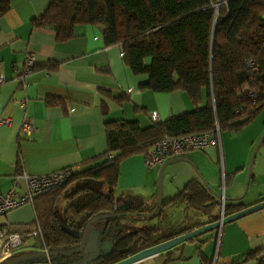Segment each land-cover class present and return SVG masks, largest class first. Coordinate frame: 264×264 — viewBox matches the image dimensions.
<instances>
[{
    "label": "crops",
    "instance_id": "0c3cea01",
    "mask_svg": "<svg viewBox=\"0 0 264 264\" xmlns=\"http://www.w3.org/2000/svg\"><path fill=\"white\" fill-rule=\"evenodd\" d=\"M9 2L0 17V75L4 77L0 83V192L11 187L16 175L43 176L69 167L77 172L97 163L106 151L107 122L135 121L145 128L152 124L149 113L155 112L162 123L194 109L183 91L141 89L147 75L133 74L118 46L105 45L102 27L75 25L73 37L58 41L53 29L32 24L51 0ZM27 52L34 53L35 66L22 82L17 74ZM23 116L32 121L33 131L28 135L19 134ZM3 119L9 121L3 123ZM262 135L264 111L239 130L221 132L216 145L166 164L161 172V203L169 201L190 180H202L221 203L238 204L237 211L264 201V139L249 166ZM144 161V155L138 154L119 164L113 197L122 211L147 213L156 207L163 164L147 168ZM16 191H24L23 182L19 181ZM66 205L64 200L63 207ZM165 207V218L173 217L169 212L179 208V225L164 236L175 237L185 226L193 230L209 223V216L188 208L185 202ZM222 211L221 205L214 211L217 219ZM131 217L120 221L123 227L133 223L128 219ZM161 217L150 218V224L156 225ZM1 221L6 226L34 225V201L8 211ZM34 244L16 254L42 249L39 241ZM255 251H264V209L136 264H232ZM54 260L25 264H56Z\"/></svg>",
    "mask_w": 264,
    "mask_h": 264
},
{
    "label": "trees",
    "instance_id": "16d2710c",
    "mask_svg": "<svg viewBox=\"0 0 264 264\" xmlns=\"http://www.w3.org/2000/svg\"><path fill=\"white\" fill-rule=\"evenodd\" d=\"M51 0L32 20L38 27L55 31L56 39L73 37L75 25L103 29L107 46H120L133 74L147 75L141 89L153 92L183 91L194 109L162 123L141 128L135 121L105 124L106 151L97 163L73 172L63 185L34 199L36 219L42 234L39 246L48 250L74 247L77 240L68 231L79 232L92 217L124 213L115 206L121 161L144 156L164 137H180L212 130L236 131L264 111V0ZM9 0H0V17ZM251 63L252 67L249 66ZM120 102V101H119ZM63 198V214L56 203ZM185 202L188 208L217 219L220 200L202 180H190L152 218L162 216L165 206ZM238 204L223 201V213L237 211ZM214 213V215H213ZM120 217L105 220V239L111 251L98 264H111L171 236H155L158 225L123 234ZM96 226V223L94 224ZM199 225V224H198ZM98 226V225H97ZM185 226L174 235L191 231ZM258 251L247 253L232 264L256 260ZM16 255V254H15ZM50 258V261L57 259ZM64 257L59 258V262Z\"/></svg>",
    "mask_w": 264,
    "mask_h": 264
},
{
    "label": "built area",
    "instance_id": "2783aa9c",
    "mask_svg": "<svg viewBox=\"0 0 264 264\" xmlns=\"http://www.w3.org/2000/svg\"><path fill=\"white\" fill-rule=\"evenodd\" d=\"M120 52L121 47L118 46ZM35 66L34 53L27 52L23 61V67L17 74L20 81H24L29 72ZM249 66L252 67L251 63ZM4 77L0 75V83ZM148 118L152 123H158V116L155 112L149 113ZM9 119H3L7 123ZM33 131L32 121L23 116L20 124L19 134L28 135ZM220 130L217 125L212 130L189 134L180 137H164L159 140L144 156L147 168L158 167L169 158H185L193 151H202L207 147L216 145L219 140ZM71 167L59 169L43 176H30L25 173L13 177L11 187L0 192V262L14 256L23 245V241L28 237H36L42 241V234L37 223L30 226H6L1 221L3 215L26 203H33L34 199L48 191L55 189L66 183L72 176ZM19 181L23 182L24 191L18 193L16 187ZM223 210V201L221 211ZM42 250L48 249L43 247ZM257 258L264 260V251H261Z\"/></svg>",
    "mask_w": 264,
    "mask_h": 264
},
{
    "label": "water",
    "instance_id": "95a60500",
    "mask_svg": "<svg viewBox=\"0 0 264 264\" xmlns=\"http://www.w3.org/2000/svg\"><path fill=\"white\" fill-rule=\"evenodd\" d=\"M218 4H219V0L217 1L215 5L216 8ZM262 139H264V135L261 136V138L259 139V141L257 142V144L255 145L253 149L251 159L249 162V166L253 158V155L256 149L258 148ZM179 160H182V159L181 158L172 159L170 161L165 162L161 166L159 170V174H158V181H157L158 200H157L156 207L151 212L149 213H144V212L105 213V214L96 215L92 217L91 219H89L79 232L68 231V234L77 240V244L74 247L69 248V249H63V250L44 251L41 249V250H33V251L18 253L12 256L11 258L0 262V264H25L27 261L37 259V258L50 259V258H56V257H64L65 259L69 256H75L76 259L74 261L63 259V261L59 262V264H95L94 261L99 260L101 257L107 255L111 251L113 247V242L110 239H105L104 230L103 229L100 230L98 226L96 227L94 224L101 220H108L111 218L120 217L122 215L141 216L147 219L152 218L156 212V209L159 208L162 204L161 203V172H162V169L164 168L166 164L179 161ZM261 209H264V201H261L254 205L246 207L230 215H224L222 211L219 219L213 222H209L196 229H193L191 231H188L180 235H177L175 237L169 238L167 240H164L150 247L143 248L111 264H136L146 258L157 255L164 251H167L189 239L195 238L210 230L218 229L219 227H221L222 225L230 221L247 216Z\"/></svg>",
    "mask_w": 264,
    "mask_h": 264
},
{
    "label": "rangeland",
    "instance_id": "374dc122",
    "mask_svg": "<svg viewBox=\"0 0 264 264\" xmlns=\"http://www.w3.org/2000/svg\"><path fill=\"white\" fill-rule=\"evenodd\" d=\"M63 205H64V200H63V198H60L59 202L56 205V210L60 214V216H62V214H63V208H64ZM147 213H149V212H147ZM169 213H170V215H173V217L165 218V216L162 215V217L160 218V220L156 224V225H158V232L155 234V236H164L166 234H169L171 231L175 230L177 228V226L179 225V223H178L179 208L175 207ZM189 217L191 218L192 215ZM128 219H132L133 223H135V224H133V223L129 224L128 223V224L124 225L123 234L133 232V231L140 229V228H146V227L151 225L150 224V218L147 219V218H143L141 216H134V217H131ZM153 222L155 223V221H153ZM97 225L104 227L105 226V220H101V221L96 222V226ZM36 243L38 244V239L36 237H29L26 239V241H23L22 248L25 246H33V244L37 245ZM59 258L54 260V261H56V264L59 263ZM45 259L46 258H37V259L29 260L27 262L37 261V260H45ZM75 259H76L75 256H69V257L65 258L64 260L74 261ZM94 263L96 264V263H98V261H94Z\"/></svg>",
    "mask_w": 264,
    "mask_h": 264
},
{
    "label": "flooded vegetation",
    "instance_id": "af4514ba",
    "mask_svg": "<svg viewBox=\"0 0 264 264\" xmlns=\"http://www.w3.org/2000/svg\"><path fill=\"white\" fill-rule=\"evenodd\" d=\"M98 261V260H97ZM96 264H98V263H96Z\"/></svg>",
    "mask_w": 264,
    "mask_h": 264
}]
</instances>
